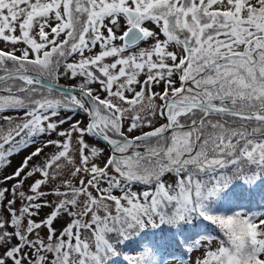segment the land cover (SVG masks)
I'll return each mask as SVG.
<instances>
[{"label":"snow or ice","instance_id":"1","mask_svg":"<svg viewBox=\"0 0 264 264\" xmlns=\"http://www.w3.org/2000/svg\"><path fill=\"white\" fill-rule=\"evenodd\" d=\"M0 264H264V0H0Z\"/></svg>","mask_w":264,"mask_h":264},{"label":"rangeland","instance_id":"2","mask_svg":"<svg viewBox=\"0 0 264 264\" xmlns=\"http://www.w3.org/2000/svg\"><path fill=\"white\" fill-rule=\"evenodd\" d=\"M21 157H16L14 160H13V167H15L19 161H20ZM9 171H11V169H9Z\"/></svg>","mask_w":264,"mask_h":264}]
</instances>
